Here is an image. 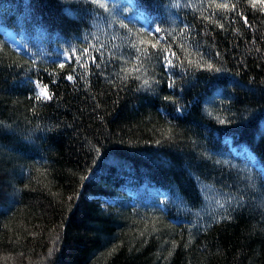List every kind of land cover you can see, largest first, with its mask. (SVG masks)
Instances as JSON below:
<instances>
[{
    "label": "trees",
    "instance_id": "obj_1",
    "mask_svg": "<svg viewBox=\"0 0 264 264\" xmlns=\"http://www.w3.org/2000/svg\"><path fill=\"white\" fill-rule=\"evenodd\" d=\"M0 264H264V6L0 0Z\"/></svg>",
    "mask_w": 264,
    "mask_h": 264
},
{
    "label": "snow or ice",
    "instance_id": "obj_2",
    "mask_svg": "<svg viewBox=\"0 0 264 264\" xmlns=\"http://www.w3.org/2000/svg\"><path fill=\"white\" fill-rule=\"evenodd\" d=\"M250 3L252 4L253 7H256V6H257V3H260L262 6H264V0H250ZM216 7L227 9V8L229 7V5H228L227 3H224V4H218V5H216ZM233 7H234V6H233ZM245 23L247 24V21H246V20H245ZM168 65H169V66H172L170 60L168 61ZM60 67H64V65L61 64ZM210 67H211V65H209V68H210ZM67 79H68V80H72L73 77H72L71 75H69V76L67 77ZM145 83H147V81H145ZM43 96H44L45 98H47V99H51V96L48 94V92H47L46 90H44V92H43ZM39 98H40V96L38 95V96H37V99H39Z\"/></svg>",
    "mask_w": 264,
    "mask_h": 264
}]
</instances>
